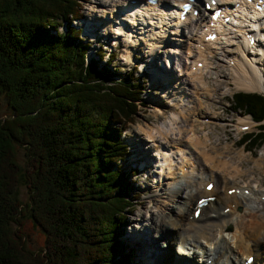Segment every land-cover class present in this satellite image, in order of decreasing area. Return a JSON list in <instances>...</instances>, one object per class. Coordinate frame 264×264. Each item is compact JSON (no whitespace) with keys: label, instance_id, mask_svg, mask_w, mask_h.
Returning <instances> with one entry per match:
<instances>
[{"label":"trees","instance_id":"1","mask_svg":"<svg viewBox=\"0 0 264 264\" xmlns=\"http://www.w3.org/2000/svg\"><path fill=\"white\" fill-rule=\"evenodd\" d=\"M79 3L0 0V94L11 109L0 115V264H137L119 236L135 205L121 136L144 87L116 66H98L103 49L85 60L90 43L71 25ZM227 101L264 118L262 91H233ZM238 143L251 152L261 146L264 123ZM27 217L45 234L36 250L24 246Z\"/></svg>","mask_w":264,"mask_h":264},{"label":"bare ground","instance_id":"2","mask_svg":"<svg viewBox=\"0 0 264 264\" xmlns=\"http://www.w3.org/2000/svg\"><path fill=\"white\" fill-rule=\"evenodd\" d=\"M110 1L109 5L101 1L105 5L101 10L102 14L100 18L96 16L98 20H93L97 21L96 23H98L104 31L107 30L108 25L114 28L115 32L119 34L123 33L128 41L134 40L133 35L135 34H137L139 39L141 38L139 35L148 34L149 37H147V35L142 40H145L147 50L150 52V64L154 60L152 58L156 56V54L152 55V52L161 50L156 49V47H161V45L166 44L168 38L169 40L170 38L174 40L177 39L178 35L183 37V41H173L171 39L170 43L168 42L170 46L166 44V46L161 47V56H163L164 59L166 56L174 60L170 67H173V69L177 67L176 69L181 72L180 77L177 76L176 79H173L175 82L171 79L168 73V62H164L165 65H162V67H158L157 65V68H153L152 64L150 66L151 76L158 79L162 77V80L166 82V89H171V93L168 91V94L171 96H166L167 99L175 100V103L180 106L185 96H187L186 89H188L192 93L190 97H187L191 109L194 111L198 110V108L203 110L202 106L204 102L198 98L199 93L197 90L202 87L201 90L206 95H210L207 91L203 72V70L209 66L203 47L206 46V49L210 53L214 52V50H212V44L216 47H222V45H220L222 40L212 43V41L205 39V34L209 33L208 29L204 30L201 37L195 36L198 32L196 28L204 21V13L199 14L198 17L191 15V17L185 20L182 26H178L177 22L173 23L167 21V23L175 25H170L169 29L171 31L169 32L175 35L178 34L177 36L168 37V35H166L168 30L165 29V26L168 24L163 22L165 20V10L163 11L162 8L156 9L154 3H149L147 0H138L141 3L138 2L137 4H133L128 11L124 12L126 13V17L121 16V18L118 19V10L122 9L121 6L124 2L129 4L130 1ZM158 1L161 3L168 2L170 8H173V4L177 3V0ZM128 13H132L133 16L127 15ZM142 14L146 17L144 18ZM106 15L107 17H105ZM248 17L255 20L257 27H264V14L255 16L248 10H244L239 13L240 19L238 21L243 24V29L241 30L245 29L252 33V28L247 24ZM127 18L129 22L126 21ZM136 20L139 21V25H135L133 28ZM124 21L127 22V25ZM91 22L92 20L85 26L86 30L90 32L95 26V24H91ZM124 23L127 27L126 32L122 28ZM203 25H205V23L202 24V26ZM87 34L89 35V33ZM194 39V43H196L198 47L197 50L195 49L197 53L193 54V52H191L193 45L189 43ZM171 41L174 44H172ZM224 41L226 42L224 43L226 46L232 44L235 45L236 49L235 52L231 53L228 49L224 56L229 66L228 73H230V78L234 81V85L248 88V90L261 87L263 85L262 77L264 74L258 67V60L264 57V36L256 43V47H258L257 51L248 46L247 41L241 42L237 39L234 33L226 37ZM132 45L135 46V44ZM158 54L160 53L158 52ZM226 54L232 55L228 56ZM129 57L130 55H128V58ZM198 61H202V66L197 65ZM178 78H183L186 86L179 83L180 80L176 82ZM172 82L175 83V86L170 84ZM178 87L179 89L181 87L184 88L179 94L177 92ZM193 125L194 123L191 122L188 116L182 115V118H180L179 115L173 113L171 120L163 126L148 127L144 130L147 138L149 137V140L152 141V148L155 147L158 151V153L155 152L158 156L152 151V156L150 158H145L144 162H147L149 165L152 162L155 164V162L159 161L156 167L159 168L160 171L158 170L157 174L160 173L161 178L162 173L170 178L173 177L174 180H171V182L174 187L169 186V191L168 193L166 192V197L169 198L172 203L168 208V212H153L149 216V221L153 223L156 234L160 239L163 238L164 243L158 245V239L155 238L156 236L150 234V227H144L142 232H140L141 228H139V230L136 229L137 235L133 234L134 241L136 242L133 241L134 244L132 247L135 249L136 245L141 246L139 248L140 254L147 264H188L187 262H189V264L192 262L194 264H241L247 257V254L252 253L254 257L251 264H264V189H262V183H258L257 181L237 182L235 179L237 176L236 172L239 171L242 166L236 161L229 159L228 161L225 160L224 164L220 163L221 168L226 167L225 173L231 174L228 176L220 169L210 168L207 163L208 159L204 157L203 159H198V156H191L190 149L186 150L188 145L201 147V154L204 156L208 154V152L205 151L206 145L200 136L197 135V131L194 129ZM239 125H243V123L241 122ZM139 141L144 142V140L141 139ZM228 150H230V147L227 148L226 152ZM210 153H212V150ZM137 156L139 157V154H137ZM220 156L223 160L222 157H224L225 154L223 156L220 154ZM258 165L260 164L258 163ZM143 167L144 165L140 168ZM232 167L233 169H231ZM197 168H199L198 174L195 173ZM176 169L179 170L178 174L175 172L177 171ZM163 179H161L162 183ZM161 180L159 181L161 182ZM210 180L215 181L212 189L208 191L204 187L205 183ZM157 185H160V183ZM229 187L235 188V191L232 193L228 192L227 188ZM246 188L248 189L247 193L245 192ZM213 194L215 195L212 201H209L207 205L201 207L198 216L194 217L192 215V209L194 208L198 196ZM227 206H229V208L224 210ZM133 224L137 225L136 221ZM172 241L178 242V244L183 243V241L186 242L187 245L193 248V254L191 256H181L177 253L176 249H174V253L173 249L172 251L170 250ZM177 250L181 251L182 248L178 246ZM208 258L210 261L206 262ZM183 259H186L187 262Z\"/></svg>","mask_w":264,"mask_h":264},{"label":"rangeland","instance_id":"3","mask_svg":"<svg viewBox=\"0 0 264 264\" xmlns=\"http://www.w3.org/2000/svg\"><path fill=\"white\" fill-rule=\"evenodd\" d=\"M101 1L104 3L106 2V5H109L111 2L110 0H79V9H77V13L79 14H77L78 17H76V19H72L71 24L78 28L81 27L80 23H82L83 27H85L91 20V24H95L97 21H94L93 19L98 20L96 16L100 18L102 14L101 10L105 6ZM105 17H107V15ZM83 21H86V23L84 24ZM96 27V29H92L93 31L91 30L92 32L86 30L89 35L86 34L85 30L80 31L79 33L81 38L83 37L85 39H89L90 44L92 45L90 49H88L87 55L91 57L94 55L93 52L95 50L99 51L100 49H103V57H101L98 66H102L104 69L106 68L110 71H114L112 67L116 66L117 70H120L129 77L140 78L139 82L144 87L141 95L142 104H140L139 109L135 111L132 122L127 123L121 136L122 140L129 144V156L125 161L124 167H133V169L129 168L130 170L128 171V180L130 181V189L128 194L131 196L132 202L135 203V205L130 206L126 212L127 218L125 219V222H127V227H125L124 230L126 232L124 233L126 238L122 236L121 238L126 244V250L130 251L132 256L131 259L141 260L143 264H147V262L142 259V255L140 254L139 248L141 246L136 245V250L132 247L134 244L133 234L137 235V230H139V228H141L140 232H142L144 227H150V234L156 236L155 238L158 239V245L164 243L163 238L160 239L156 234L153 223L149 221V216L153 212H168V208L172 203L171 200L166 197V195L169 191V186L174 187L173 183L171 182V180L174 179L173 177L170 178L167 175L166 176L168 178L164 177L163 179V176L161 178L160 173L157 174L158 170L160 171V169L156 167L159 164V161L155 162V164L152 162L149 165L147 162H144L145 158H150L152 156V151H154L155 155L158 153L155 147L152 148V141L149 140V137L147 138L144 130L148 127L163 126L171 120L173 113L179 115L180 118H182V115L188 116L191 122L194 123L193 126L197 131V135L200 136L206 145L205 151L208 152V154L205 153L206 155L204 156L201 154V147L196 146V148L192 145H188L186 150L190 149L191 156H198V159H203V157L208 159L207 163L209 164L210 168L220 169L223 173H225L226 167L221 168L220 163L224 164L225 160L228 161L229 159L236 161L242 166L240 170L236 172V181H257L258 183H262V189H264V143H262L261 146L259 145L256 147V149L251 152L250 150H246L243 144L240 145L237 141L244 129L256 130V123L251 119L250 116L247 115V113L242 114V112L233 111L232 106L229 104V101H227V98L230 97L233 91L235 92L236 90L244 89L248 90V88L234 85V81H232V78H230V73H228L229 66L227 64L226 57L224 56L228 49L230 53L235 52V45L231 44L228 45L230 46L228 47L224 44L226 42H221L220 44L222 47H216L214 44H212V50H214L212 53L208 52V50L204 48L206 53L205 56L208 59L207 61L209 66H207L203 72L207 91L210 93V95H206L201 90L202 87L201 89L198 88V98L204 102L202 106L203 110L198 108V110L194 111L191 109V105L187 98L192 95L188 89H186L187 96H185L182 105L179 106L175 103V100L167 99L166 96H171L168 94V91L171 93V89H166V82L162 80V77L161 79H158L151 76L150 66L152 64L153 68H157V65L158 67L165 65V61L163 60L164 58L161 56V47L166 46V44L170 46L168 42L170 43V40H173V38H170V40L168 38L166 44L161 45V47H156V49L161 50L152 52V55L156 54L158 58L156 56L152 58L154 60L150 64L149 61L151 60V56L149 50H147V44L145 40L143 41L140 38L128 41L127 37H125L123 33L121 35H116L113 32L111 26L107 25L108 28L106 31H104L99 24ZM60 29H65V26L60 25ZM167 30L168 33L166 35H168V37L178 35L169 32L171 31L169 28H167ZM184 30L188 31L187 29ZM201 35L202 33H197L195 36L200 37ZM237 39H239V37H237ZM176 40L183 41V37L178 35L177 39H174L173 41ZM194 42L195 39L189 43L193 45V48L191 47V52H193V54L197 53L196 50L198 47V45ZM171 43L174 44L172 41ZM132 44H135V46ZM109 52L114 53L113 56H115V58L111 61L108 59ZM158 52L160 54H158ZM128 55H130L129 58ZM226 55L230 56L232 54ZM259 59L258 67L263 71L264 74V57ZM106 62L108 63L107 66L105 65ZM176 68L177 67H175V69H173V67L168 68V73L170 74L172 80L176 79L177 76L180 77L181 72ZM115 77L119 78L118 75H115ZM178 80H180V82ZM183 80V78H178L176 82L182 83L184 86H186ZM173 81L175 82V80ZM262 82L263 85L258 87V90L264 92V76L262 77ZM170 84L175 86V83L173 82ZM182 90H184L183 87L180 89L178 87V94ZM10 111L11 109L6 107V100L4 96L0 94V115L3 117ZM208 118L209 120H207ZM244 121H247L246 123L248 124V127L240 128L238 124L241 122L244 123ZM116 122H114V125ZM140 139L144 140V142L139 141ZM228 147H230V150L226 152ZM15 150L16 161L20 162V164H22V166L27 169V158L23 146L16 145ZM211 150L212 153H210ZM218 153H220L222 156L225 154V156L222 157L223 160ZM137 154H139V157ZM258 163L260 165H258ZM142 165H144V168L140 169L139 167ZM134 168H136V170ZM231 169H233V167ZM175 172L178 174L179 170ZM195 173H199V168L195 170ZM225 174L228 176L231 175L230 173ZM161 179H163V183ZM159 180H161V182ZM159 183L160 185H157ZM26 188L27 186L24 183L21 182L18 184L17 191L23 201L27 200L28 198V192ZM135 221L137 225L133 224ZM12 227L13 230H15L17 228V224L12 223ZM21 230L26 234L24 244L25 247L36 250L44 244L45 234L39 226L34 224L32 219L28 217L25 218ZM171 246L176 248L175 241H172ZM172 249L170 250L172 251Z\"/></svg>","mask_w":264,"mask_h":264}]
</instances>
